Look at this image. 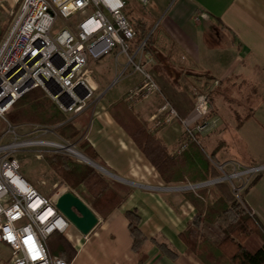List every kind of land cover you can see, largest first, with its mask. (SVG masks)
<instances>
[{"label":"crops","instance_id":"0c3cea01","mask_svg":"<svg viewBox=\"0 0 264 264\" xmlns=\"http://www.w3.org/2000/svg\"><path fill=\"white\" fill-rule=\"evenodd\" d=\"M127 2L126 14L132 24L144 22L151 28L149 36L155 50V55L144 52L137 63L153 75L161 93L143 102H128L147 121L149 132L158 136L170 152L178 154L186 137L183 126L179 121H172L154 129L151 117L158 112L163 98L185 117L195 106L197 90H207L213 109L206 119L211 121L212 128L200 139L207 145L206 135L214 136L216 144L211 143L208 150L210 153L218 150L216 164L236 162L240 166H257L250 163L255 162V157L245 152L242 154L245 163L240 164L238 155L230 152L231 144L223 136L236 129L244 135L249 152L254 143H262L264 149V0ZM114 51L98 62H91L97 87L91 103L96 105L92 110L86 108L71 121L88 118L84 126L77 123L82 135L80 141L86 140L103 161L106 166L103 168L119 179L114 180L131 187L132 193L119 209L103 220L73 191L98 216L99 223L88 236L72 225L66 232H59L76 250L71 264H140L132 251L133 239L125 215L133 209L140 214L141 231L149 240L165 243L179 254L175 261L171 260L161 255L153 242H148L145 245L148 260L144 264H203L195 255L185 254L178 238L192 221L195 208L183 193L161 180L133 139L110 114L112 105L126 99L142 83L141 73L127 66L128 59L119 49ZM121 57L126 58V64H119ZM232 87H244L245 102L256 105L250 111L243 110L241 104L237 107L242 94L232 93L236 98L230 97L228 92ZM259 104L262 107L256 111ZM238 109L243 110L241 116L246 114L241 122H237L241 118ZM244 189L246 206L264 227V172L253 187L246 192ZM219 225L225 223L219 222Z\"/></svg>","mask_w":264,"mask_h":264},{"label":"built area","instance_id":"2783aa9c","mask_svg":"<svg viewBox=\"0 0 264 264\" xmlns=\"http://www.w3.org/2000/svg\"><path fill=\"white\" fill-rule=\"evenodd\" d=\"M136 1L145 4L148 0ZM6 2L14 7L0 39V122L7 125L0 140V245L10 250V264H68L50 255L47 242L54 232H66L69 224L56 202L62 194L73 191L65 189L53 197L43 195L24 177L15 155L24 148L38 146L45 149L43 152L70 156L76 147L62 138L20 140L22 127L31 128L27 135L36 138L56 136V129L12 126L6 115L22 96L42 88L72 120L96 96L91 62L117 49L127 57V66L142 75V83L127 95L130 104L148 100L161 90L153 75L137 63L145 52V41L136 42L138 32L126 14L127 0H0ZM212 109L208 94L203 92H197L195 106L185 117L163 98L151 121L154 129L180 122L186 135L177 150L180 154L211 130V121L206 118ZM8 137L11 140H6ZM230 166L242 168L236 162L216 167L224 171ZM262 171L264 166L250 167L221 178L224 182ZM245 185L236 188L233 184L234 194L243 191Z\"/></svg>","mask_w":264,"mask_h":264},{"label":"trees","instance_id":"16d2710c","mask_svg":"<svg viewBox=\"0 0 264 264\" xmlns=\"http://www.w3.org/2000/svg\"><path fill=\"white\" fill-rule=\"evenodd\" d=\"M139 33L137 42L145 41V52L155 55L151 28L144 22L135 24ZM212 103V101H211ZM114 120L129 134L141 152L154 167L161 180L169 186L200 184L219 179L216 167L218 150L208 153L199 142H191L180 154L170 152L163 141L149 132L147 121L140 117L126 99L109 109ZM12 126L39 125L55 127L65 141L78 143L82 153L106 168L103 161L86 140H81L85 120H69L42 88H35L22 96L6 115ZM49 168L58 176L60 186H68L103 219L106 220L129 198L132 188L111 179L93 167L77 162L62 153H52L45 158ZM261 174L255 176L245 187H253ZM84 190H81V188ZM184 197L195 208L191 222L179 235L185 254L195 255L203 264H264V227L239 199L226 181L219 182L196 192L184 193ZM128 228L133 239L132 251L138 262L148 260L145 245L153 242L163 256L176 260L179 254L169 245L156 239H148L141 231L142 218L137 209L126 212ZM223 220L225 225H219ZM52 257L71 264L76 250L71 242L59 232H54L47 243Z\"/></svg>","mask_w":264,"mask_h":264},{"label":"rangeland","instance_id":"374dc122","mask_svg":"<svg viewBox=\"0 0 264 264\" xmlns=\"http://www.w3.org/2000/svg\"><path fill=\"white\" fill-rule=\"evenodd\" d=\"M13 7L14 6H13L12 2L0 3V34L4 29L6 30V28H7L11 13L13 11ZM59 26L61 28L62 24L60 23ZM113 52H115V51H113ZM126 63H127V60L125 57H121L119 59V64H126ZM115 84H117V82ZM197 91H198V93L203 92V93L208 94L207 90L201 91V89H198ZM244 91H245L244 87H242L241 89L232 87V90H230L228 92V94H231L229 96L232 98H236L232 93L242 94L241 99L239 98L240 102L237 103V107L239 106V104H241L240 106L243 108V110L250 111L249 108L254 104H251V103L249 104L248 102H245L244 97H243ZM196 95H197V92H196ZM208 96L210 98L209 94H208ZM94 100L95 99H92L91 102ZM91 102H89V103H91ZM94 103H91V106L88 105L87 108L90 107L89 109L92 110V107L94 105H96ZM261 107L262 106H260V104H259L258 107H256V109H257L256 111H258V109H260ZM243 110L238 111L240 116H241V113L243 112ZM245 116H246V114H243L240 119H237V122L243 121ZM6 128H7V125L0 122V140L2 139V135H3L2 133L4 132V130H6ZM54 128L55 127H53V129ZM30 129L28 127H22L21 129H19V136H21V138H19V139L20 140H58V139L61 140V137L58 136V134H57V130H55L56 136H48V137L45 136V137L36 138L35 136L27 135L29 133ZM242 131L244 132V130H242ZM206 136H207V138H206L207 140H205V144L207 143V145H204V140L200 139L199 141L206 148V151L208 153H210L211 150H208V148L210 149L211 143L216 144V140H215L214 136L211 135V133L207 134ZM216 137H218V136H216ZM223 137H224L223 139L226 142L231 144L230 152H232V153L235 152L238 155V162L240 164L245 163V157H244V155H242L245 152L246 154L255 157L254 158L255 162H250L251 164L257 165V166H259V165L264 166V162H262V161H264V149L261 148L263 146L262 143L259 145L254 143L252 151L249 152L247 149L248 145L247 144L245 145V143H244V135L242 134V132L237 131L236 129H232V130L226 132V134ZM253 137L254 136H252V138ZM259 138H260V136H259ZM6 140H11V137H8ZM71 144H73V143H71ZM73 145H75L76 150H78L79 152L82 153V151L79 149V147L76 143ZM44 150L45 149L43 147H38V146L28 147V148H24L23 150H21L20 152H18L15 155L16 159L19 161V163L21 165V172L24 175V177L40 193H42L43 195H45L47 197H53L56 194H58L59 192H63V190H65V189L72 190L68 186H65V185L60 186L59 185V178H58V180L56 179V177H55L56 174L49 168V166L47 165V163L45 161V158L48 155H50V153L43 152ZM245 150H247V151H245ZM40 156H41V158H40ZM70 157L79 163L85 164L83 161H81L78 157H76L74 155H70ZM246 160H247V157H246ZM217 165L218 164H216V166ZM241 167L242 168H239V169L237 168L235 170V167L230 166V167L225 168L224 171L223 170L221 171L219 169V167H217V168L219 169V171L221 173V177H224L226 174L232 175L233 173H236V172H239L241 170H246V169L250 168V167H247L244 165H241ZM252 167H256V166H252ZM259 173H261V172H259ZM259 173H257V174L259 175ZM257 174L251 173V174L242 176L240 178L228 179V180H226V182L231 185L232 189H233V184L236 188H240L243 185H245L249 179L252 180L255 176H257ZM248 184H249V182H248ZM194 185L195 184H189L188 183V184H179V185L169 186V187L170 188H176L177 190H179V192L184 194V193H188V192H196L197 190L201 189V188H194V189H189V190H184V191L182 189L183 187L194 186ZM207 187H209V186H206L204 188H207ZM72 191H74V190H72ZM236 196L239 199H241V198L243 199L244 192L241 191ZM220 222H224V221L221 220ZM10 256H11L10 250L6 246L0 245V264H10V262H9Z\"/></svg>","mask_w":264,"mask_h":264},{"label":"water","instance_id":"95a60500","mask_svg":"<svg viewBox=\"0 0 264 264\" xmlns=\"http://www.w3.org/2000/svg\"><path fill=\"white\" fill-rule=\"evenodd\" d=\"M89 162L85 163L105 176L112 179L119 180L116 176L109 173L106 169L99 166L88 158ZM105 170V171H102ZM108 172V173H106ZM213 182L214 184L223 182V178L208 181L200 184H195V188H202L207 184ZM176 189V188H171ZM56 208L63 215L64 219L69 225L75 227L83 236H88L98 225L99 218L91 210V208L74 192H66L62 194L56 202Z\"/></svg>","mask_w":264,"mask_h":264},{"label":"bare ground","instance_id":"6f19581e","mask_svg":"<svg viewBox=\"0 0 264 264\" xmlns=\"http://www.w3.org/2000/svg\"><path fill=\"white\" fill-rule=\"evenodd\" d=\"M74 156L78 157L81 161H83L84 163H88L89 160L88 158L81 152H79L78 150H74L73 153H72ZM102 171H105V170H102ZM108 173V172H106ZM195 187L194 186H188V187H183V191L184 190H189V189H194Z\"/></svg>","mask_w":264,"mask_h":264}]
</instances>
